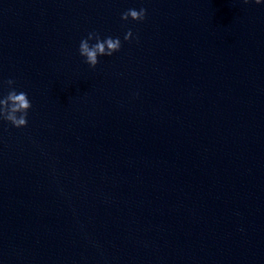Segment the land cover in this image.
<instances>
[{
	"label": "water",
	"instance_id": "obj_1",
	"mask_svg": "<svg viewBox=\"0 0 264 264\" xmlns=\"http://www.w3.org/2000/svg\"><path fill=\"white\" fill-rule=\"evenodd\" d=\"M11 88L0 264H264V0H0Z\"/></svg>",
	"mask_w": 264,
	"mask_h": 264
},
{
	"label": "clouds",
	"instance_id": "obj_2",
	"mask_svg": "<svg viewBox=\"0 0 264 264\" xmlns=\"http://www.w3.org/2000/svg\"><path fill=\"white\" fill-rule=\"evenodd\" d=\"M247 2V0H245ZM256 3H260L261 0H255ZM146 9L140 8L128 9L121 14L123 20H128L129 17L132 20L142 21L146 17ZM132 36L131 30H129L124 40H129ZM95 40V43L90 44L89 41ZM121 48V40L119 37L108 36L101 39L99 33L89 32L87 38L80 41L79 54L85 58V63L90 67L95 68L99 63L100 56H111L114 52L119 51ZM9 86H12L15 82L12 79L6 81ZM32 107V103L28 98V95L24 91H17L15 88L7 93L6 96L0 98V119L8 121L12 126L20 128L27 126L28 110Z\"/></svg>",
	"mask_w": 264,
	"mask_h": 264
}]
</instances>
